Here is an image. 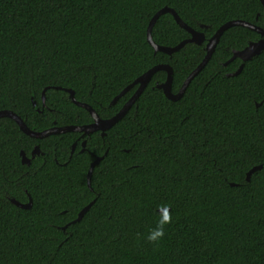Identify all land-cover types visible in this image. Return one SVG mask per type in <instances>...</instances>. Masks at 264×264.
<instances>
[{
    "label": "trees",
    "instance_id": "obj_1",
    "mask_svg": "<svg viewBox=\"0 0 264 264\" xmlns=\"http://www.w3.org/2000/svg\"><path fill=\"white\" fill-rule=\"evenodd\" d=\"M163 6L202 32L203 41L170 54L155 51L147 25ZM233 19L264 29V6L260 0H0V110H12L34 131L91 123L87 109L62 89L70 88L76 100L110 118L137 84L112 99L157 64L172 68L176 93L203 59L207 40ZM151 37L174 46L190 33L165 12ZM260 38L245 26L226 28L177 100L156 86L166 70L155 71L103 135L35 138L0 117V264H264V46L245 61L227 62L233 50ZM35 145L39 153L32 156ZM29 197L28 208L10 201Z\"/></svg>",
    "mask_w": 264,
    "mask_h": 264
},
{
    "label": "water",
    "instance_id": "obj_2",
    "mask_svg": "<svg viewBox=\"0 0 264 264\" xmlns=\"http://www.w3.org/2000/svg\"><path fill=\"white\" fill-rule=\"evenodd\" d=\"M261 3L264 6V0H260ZM169 12L172 14L174 17L175 21L177 22L178 25L186 29L190 33V37L181 40L179 43H177L174 46H163L155 43L151 37V28L155 22V20L158 18L159 15L162 13ZM233 25H241L248 27L252 30L257 31L262 38H260L257 41H252L249 42L243 49L240 50H233L231 57L228 59L227 62L230 60L234 59L235 57L240 58L242 61H245L249 59L251 56L254 54H257L264 46V29L254 23H251L249 21H245L242 19H233L229 20L225 23H223L219 28L214 32V34L207 40L206 45H205V50L206 53L203 57V59L200 61V63L187 75L183 83L181 84L180 89L176 92L173 93L171 91V81H172V68L170 67L169 64H157L154 65L153 67L149 68L147 71H145L143 74L139 75L136 77L131 83H129L127 86H125L113 99L112 102H115L121 95H123L126 91H128L132 86L137 84V88L133 92V94L129 97V99L123 104L121 109L112 117L103 119L101 118L95 110L87 103L81 102L75 99L73 90L70 88H62V87H56V88H62L66 92H68V95L70 99L78 106H81L90 113V115L93 118V121L88 124H82V125H74V124H69V125H63V126H52L40 131H34L27 127L25 122L12 110L8 109H3L0 110V117L7 116L11 117L19 126V128L26 134L35 137V138H43L46 137L50 134L53 133H61V132H66V131H79L82 134H90L96 130L104 131L108 129L110 126H112L119 118H121L127 110L130 108V106L134 103V101L137 99L139 94L142 92L144 89L145 85L149 81L151 75L159 70V69H164L167 72L166 79L163 83L161 84H156L158 88H161L163 90V93L165 96L171 100H177L181 97L183 94L185 88L187 87L188 83L190 80L198 73V71L205 65L207 60L210 58L213 49L219 39V36L221 33L228 27L233 26ZM146 36H147V41L153 46L154 50L157 51H163L165 53H172L176 50H178L180 47H182L186 42H195V43H201L204 39V34L200 31H197L190 26H188L185 22H183L177 13L170 7L168 6H163L160 9H158L150 18L148 25H147V31H146ZM242 68V63L239 65L238 69L233 72L229 73V75L236 74L238 73ZM44 92L45 89L42 91V99L44 100ZM82 145H84V141L82 142ZM74 147V145H73ZM39 153V146L35 145L34 148L31 151V155L33 156L34 154ZM21 155V162L28 164L30 162V159L25 155L23 151H20ZM101 156H97L90 164L89 168L87 170V185L89 186L90 184V176L92 169L94 165L100 160ZM261 168V165H256L251 167L247 173H246V179L248 180L250 177L251 172H253L256 169ZM233 184V183H231ZM10 201L14 203L15 205L22 207V208H28L31 205V198L29 197L27 202H19L15 200L14 198H10ZM93 203V200H91L89 203H87L82 209L78 212L77 217L72 220V222L79 220L85 211L90 207V205ZM168 208H161L160 211H166Z\"/></svg>",
    "mask_w": 264,
    "mask_h": 264
},
{
    "label": "flooded vegetation",
    "instance_id": "obj_3",
    "mask_svg": "<svg viewBox=\"0 0 264 264\" xmlns=\"http://www.w3.org/2000/svg\"><path fill=\"white\" fill-rule=\"evenodd\" d=\"M98 131H100V130H98ZM104 131H105V130H104ZM104 131H100V132H101V135L104 134ZM82 135H87V134H81V136H82ZM88 135H89V134H88ZM83 141H84V140H83ZM83 141H82V142H83ZM74 143H75V142H74ZM84 143H85V141H84ZM81 144H82V143H81ZM73 145L75 146V144H73ZM73 145H72V147H71L72 150H73V148H74ZM82 146H83V145H82ZM34 155H35V154H34ZM28 199H29V198H28ZM26 202H27V201H26Z\"/></svg>",
    "mask_w": 264,
    "mask_h": 264
}]
</instances>
